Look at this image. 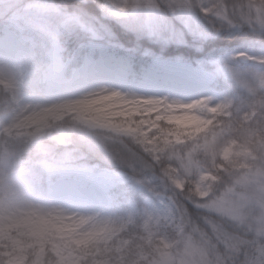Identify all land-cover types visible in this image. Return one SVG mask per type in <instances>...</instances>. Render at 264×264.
I'll use <instances>...</instances> for the list:
<instances>
[{"label": "clouds", "instance_id": "clouds-1", "mask_svg": "<svg viewBox=\"0 0 264 264\" xmlns=\"http://www.w3.org/2000/svg\"><path fill=\"white\" fill-rule=\"evenodd\" d=\"M0 264H264V0H0Z\"/></svg>", "mask_w": 264, "mask_h": 264}, {"label": "rangeland", "instance_id": "rangeland-1", "mask_svg": "<svg viewBox=\"0 0 264 264\" xmlns=\"http://www.w3.org/2000/svg\"><path fill=\"white\" fill-rule=\"evenodd\" d=\"M103 71L120 78L126 69L122 64L110 63ZM197 79L198 71L194 67L171 60H159L141 69L131 84L160 91H179L192 87ZM111 184L112 178L108 174L80 170L62 176L53 186L51 194L80 203H102L111 193Z\"/></svg>", "mask_w": 264, "mask_h": 264}]
</instances>
